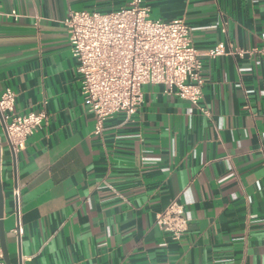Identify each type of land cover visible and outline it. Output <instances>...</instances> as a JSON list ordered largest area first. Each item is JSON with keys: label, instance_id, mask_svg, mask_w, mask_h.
Returning a JSON list of instances; mask_svg holds the SVG:
<instances>
[{"label": "crops", "instance_id": "1", "mask_svg": "<svg viewBox=\"0 0 264 264\" xmlns=\"http://www.w3.org/2000/svg\"><path fill=\"white\" fill-rule=\"evenodd\" d=\"M129 2L0 0V90L15 112L46 115L15 156L0 119L11 264H264V53L202 55L197 104L145 84L137 110L96 134L63 20ZM142 3L183 18L200 53L264 45V0ZM173 199L187 220L178 239L155 224Z\"/></svg>", "mask_w": 264, "mask_h": 264}, {"label": "built area", "instance_id": "2", "mask_svg": "<svg viewBox=\"0 0 264 264\" xmlns=\"http://www.w3.org/2000/svg\"><path fill=\"white\" fill-rule=\"evenodd\" d=\"M10 14L18 16L14 10ZM63 23L71 55L78 62L83 102L93 115L94 132L99 135L106 118L118 112L129 117L137 110L145 84H163L165 92L197 104L204 83L202 55L242 58L264 53V45L225 49L221 42L200 53L192 28L183 18L153 19L142 0H130L127 6L111 12L68 10ZM15 97L10 88L0 90V119L14 156L46 120L44 112H15ZM200 109L204 115H211L208 108ZM13 194L19 196L17 187ZM155 224L178 239L187 226L183 205L171 200L156 215ZM14 231L19 233L20 227ZM0 264H5L1 248Z\"/></svg>", "mask_w": 264, "mask_h": 264}, {"label": "water", "instance_id": "3", "mask_svg": "<svg viewBox=\"0 0 264 264\" xmlns=\"http://www.w3.org/2000/svg\"><path fill=\"white\" fill-rule=\"evenodd\" d=\"M1 126H2V129H4L2 122H1ZM2 216H3V196H2V189H1V182H0V248L2 251L5 264H11L9 257H8L6 244H5V237H4L3 225H2V219H1Z\"/></svg>", "mask_w": 264, "mask_h": 264}]
</instances>
